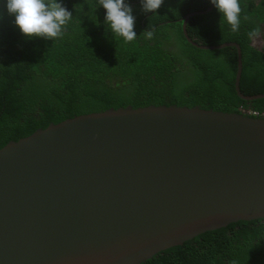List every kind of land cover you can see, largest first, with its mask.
<instances>
[{
  "label": "water",
  "instance_id": "95a60500",
  "mask_svg": "<svg viewBox=\"0 0 264 264\" xmlns=\"http://www.w3.org/2000/svg\"><path fill=\"white\" fill-rule=\"evenodd\" d=\"M211 9V7L209 8ZM195 13V12H194ZM187 39L199 48L241 47ZM264 218V115L150 104L51 122L0 148V264H141Z\"/></svg>",
  "mask_w": 264,
  "mask_h": 264
},
{
  "label": "trees",
  "instance_id": "16d2710c",
  "mask_svg": "<svg viewBox=\"0 0 264 264\" xmlns=\"http://www.w3.org/2000/svg\"><path fill=\"white\" fill-rule=\"evenodd\" d=\"M128 2L138 35L130 42L106 33L99 0H63L72 18L54 40L27 39L0 16V148L51 122L110 107L175 103L264 115V97L245 99L236 91L238 48H199L183 29L195 12L187 22L195 41L238 43L242 91L264 93V0H240L238 31L219 26L209 0H164L154 14H145L140 0ZM254 29L259 34L249 39ZM141 264H264V218L206 231Z\"/></svg>",
  "mask_w": 264,
  "mask_h": 264
},
{
  "label": "clouds",
  "instance_id": "9594fccd",
  "mask_svg": "<svg viewBox=\"0 0 264 264\" xmlns=\"http://www.w3.org/2000/svg\"><path fill=\"white\" fill-rule=\"evenodd\" d=\"M164 0H140L145 14L156 13ZM3 11L0 16L10 17L12 23L27 39L33 37L54 40L62 37L72 18V12L63 0H0ZM220 14L219 26L227 23L231 31H238L241 19L240 0H209ZM99 7L105 10L106 33L122 37L126 42L137 38L134 30L135 16L128 0H99ZM259 34L257 29L248 33L249 39ZM142 35L151 39L153 33L144 31Z\"/></svg>",
  "mask_w": 264,
  "mask_h": 264
},
{
  "label": "rangeland",
  "instance_id": "374dc122",
  "mask_svg": "<svg viewBox=\"0 0 264 264\" xmlns=\"http://www.w3.org/2000/svg\"><path fill=\"white\" fill-rule=\"evenodd\" d=\"M255 44L260 47L263 45V41L261 40V38H258L255 40Z\"/></svg>",
  "mask_w": 264,
  "mask_h": 264
}]
</instances>
